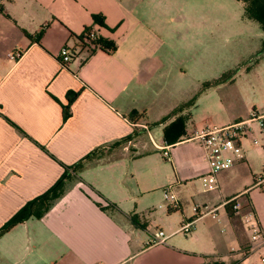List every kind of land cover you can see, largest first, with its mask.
<instances>
[{
  "label": "crops",
  "instance_id": "0c3cea01",
  "mask_svg": "<svg viewBox=\"0 0 264 264\" xmlns=\"http://www.w3.org/2000/svg\"><path fill=\"white\" fill-rule=\"evenodd\" d=\"M86 30L114 51L82 44ZM64 48L72 54L67 64ZM263 48L264 30L240 0H0V229L82 161L41 218L0 236V264H264L250 226L264 233L257 125L209 191L200 179L207 154L187 141L264 113L256 94L238 105L231 95L243 88L227 87L264 66V54L248 64ZM15 51L21 58H10ZM191 68L198 81L213 68L221 73L203 87L238 72L193 94ZM133 114L143 116L132 122ZM179 118L183 134L167 142L165 130ZM156 145L169 147L170 158ZM167 188L179 199L172 214L161 207ZM195 207L216 215L199 217L185 236L178 230L195 219ZM159 230L168 239L154 244Z\"/></svg>",
  "mask_w": 264,
  "mask_h": 264
},
{
  "label": "built area",
  "instance_id": "2783aa9c",
  "mask_svg": "<svg viewBox=\"0 0 264 264\" xmlns=\"http://www.w3.org/2000/svg\"><path fill=\"white\" fill-rule=\"evenodd\" d=\"M92 40L99 39L98 35L94 32H90ZM11 59H19L22 54L20 52H13L10 55ZM62 62L67 64L72 60V54L68 48H64L61 52ZM257 125L260 133L264 136V113L253 111L249 118L241 120L239 122L227 125L224 127H208L200 132H196L193 137L187 141L197 140L202 149L207 154L209 169L200 179L204 191H209L217 187L219 174L229 171L235 165L237 157H241L242 149L239 140L247 135L252 134V128ZM142 129L148 130L147 125H139ZM258 139L254 140L255 144H258ZM157 149L163 153L165 159L170 158L169 147L165 145H156ZM256 186L261 187L264 184V175L256 179ZM164 198L167 202L166 205L161 207H167L168 209H177L179 207V199L177 195L172 191V188L164 190ZM233 204L234 210L240 209V204L236 203V199L230 201ZM205 210L195 207V219L184 222L178 232L185 236H188L192 232L193 224L202 216L211 215L215 217V210ZM252 234L253 247H261L264 245V233L257 227V225H250ZM168 239V235L159 230L155 233L152 243L162 244Z\"/></svg>",
  "mask_w": 264,
  "mask_h": 264
},
{
  "label": "trees",
  "instance_id": "16d2710c",
  "mask_svg": "<svg viewBox=\"0 0 264 264\" xmlns=\"http://www.w3.org/2000/svg\"><path fill=\"white\" fill-rule=\"evenodd\" d=\"M240 1H242L245 5L246 17L250 20H254L258 22L261 25L262 29L264 30V0H240ZM95 22L101 24L102 26L104 25L103 20H100L99 16L95 17ZM79 41L82 44H85L86 46L93 48V49H96L99 47L100 49L105 50V51H110V52L114 51V45L106 42L102 38L99 37V39L97 40H92L90 37V31L88 30H86L83 36L79 37ZM263 54H264V48L260 53L254 56L253 59L248 64L252 63L254 60H256L257 57ZM237 72L238 70L233 71L213 83H207L206 85H204L203 90H206L213 86L229 81L230 79L233 78V76ZM78 96L79 94L69 95L68 104L64 108L65 118L70 116L71 106ZM142 116H137L136 114H133L131 116V121L136 122L139 119H141ZM176 129H178L177 133L175 132ZM183 131H184V120L182 118H179L165 130V133H164L165 140L171 143L175 142V140L177 142L179 137L183 134ZM95 155L96 153H92L87 158H90ZM81 164H82V161L73 165L70 168H67L65 174L61 177V179L57 182V184H55L44 195L40 196L39 198L29 203L14 218H12L2 229H0V236L10 231L14 227H16L18 224H21L24 221L28 220L32 216L41 218L50 209L52 203L57 198L60 197L64 180H66L67 178L71 176L72 171L79 170L81 168ZM228 207L230 208L231 206L229 205ZM168 212L172 214L173 212H175V210L169 209ZM229 215H232L230 210H229Z\"/></svg>",
  "mask_w": 264,
  "mask_h": 264
},
{
  "label": "rangeland",
  "instance_id": "374dc122",
  "mask_svg": "<svg viewBox=\"0 0 264 264\" xmlns=\"http://www.w3.org/2000/svg\"><path fill=\"white\" fill-rule=\"evenodd\" d=\"M230 24V23H229ZM231 25H233L231 23ZM230 25V26H231ZM229 26V30L232 29V27L230 28ZM261 42V41H260ZM234 42L231 43L230 45L233 46ZM237 47H240V45H238ZM229 55H232L229 53ZM219 70L213 68L211 71H209V77H206L208 79H206L205 81L201 80L198 81V76H200L199 74V70H194L191 68V81L189 80V83L191 85V93L193 94H198L202 89H204L203 87V83L204 82H209V81H213L216 77L215 76H220L218 73ZM227 72L230 73V71L228 70ZM234 86H227V87H235V85H240L241 88H243L241 91L240 90H236L232 93V100H235L238 105H240V101H243V96H248V94H256V97L260 99V101L262 103H264V66L263 65H258L254 68L250 67L247 68L245 71H243L241 73V75L238 77L237 82L235 84H232ZM244 88H247L249 90V93H246V90ZM197 98V97H196ZM196 98L193 99L191 101V103H194L196 101ZM259 135L261 137V139H264V136L259 132ZM159 155L162 157L163 156L161 154V152L159 153ZM170 166L171 164L166 161ZM163 205H166L167 202L164 200L163 201Z\"/></svg>",
  "mask_w": 264,
  "mask_h": 264
}]
</instances>
